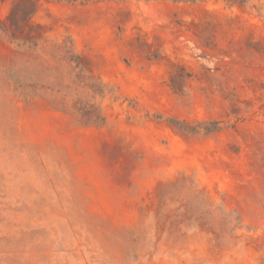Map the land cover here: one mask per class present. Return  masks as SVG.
Masks as SVG:
<instances>
[{
	"label": "rangeland",
	"instance_id": "rangeland-1",
	"mask_svg": "<svg viewBox=\"0 0 264 264\" xmlns=\"http://www.w3.org/2000/svg\"><path fill=\"white\" fill-rule=\"evenodd\" d=\"M0 264H264V0H0Z\"/></svg>",
	"mask_w": 264,
	"mask_h": 264
},
{
	"label": "trees",
	"instance_id": "trees-1",
	"mask_svg": "<svg viewBox=\"0 0 264 264\" xmlns=\"http://www.w3.org/2000/svg\"><path fill=\"white\" fill-rule=\"evenodd\" d=\"M72 1H75V0H72Z\"/></svg>",
	"mask_w": 264,
	"mask_h": 264
}]
</instances>
